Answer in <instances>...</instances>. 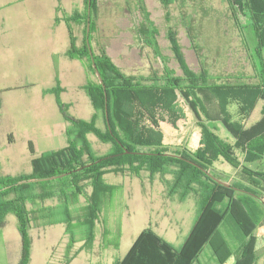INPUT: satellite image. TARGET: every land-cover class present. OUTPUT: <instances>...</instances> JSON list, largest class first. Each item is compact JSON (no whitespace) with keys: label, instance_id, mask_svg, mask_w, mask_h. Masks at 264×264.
Wrapping results in <instances>:
<instances>
[{"label":"trees","instance_id":"obj_1","mask_svg":"<svg viewBox=\"0 0 264 264\" xmlns=\"http://www.w3.org/2000/svg\"><path fill=\"white\" fill-rule=\"evenodd\" d=\"M97 1L84 0V12L74 11L68 17V20L83 24L84 38L78 47L70 32L67 51L70 57L82 60L86 66L84 90L91 100L94 113L87 120L71 116L67 112L68 105L58 96L60 89L57 86L51 88L49 92L54 94L60 114L67 123V145L35 157L32 172L28 175L0 178V188L10 185L0 190V226L4 225L3 218L8 213L17 219L21 237L18 264L28 262V232L31 228L61 223L69 237L68 250L79 236L84 241L83 247H89L94 240L104 202L121 188V184L106 181L105 175L110 173L140 181L144 173L149 180L162 178L172 198L182 201L192 196L198 204L194 224L180 247H174L154 230L145 228L128 252L114 264H192L206 244L211 246L222 263L232 253L228 241L218 232L224 217L230 215L242 234L249 233L235 210L236 199L254 224L260 222L256 205H264V197L253 187L236 182H228L229 186H224L212 178L220 179L210 170L211 163L222 158L233 168H241L244 174L250 176L252 171L234 157L233 147L244 153L245 161L256 160L264 153V0H241V5H237L252 29L256 83H207L212 74L202 68L198 76L194 75L182 61L181 49L174 35L167 32L165 36L169 38L170 51L181 70V74L177 73L162 52L158 43L159 31L154 28L148 15H143L132 32H136L138 42L150 47L154 60L160 62L161 67H155V62H151L146 73L129 74L123 71L111 60L105 44L96 48L91 43L92 18L97 13ZM141 1L137 4L143 13ZM159 1L168 5L176 0ZM225 1L231 5L232 16L238 25L232 6L234 1ZM57 19L56 16L55 21ZM87 25L90 47L86 41ZM179 97L188 103L197 118L202 116L208 121L220 120L234 144L221 139L205 121L198 123L201 140L204 141L202 146L194 151L185 147L173 152L166 150L159 122L175 124ZM205 99L216 100L219 115L224 114L223 117H213ZM231 101H236L240 118L248 117L257 102L261 101L262 117L254 125L244 128L241 120L231 121L228 117L226 107ZM89 134L108 146L104 153L96 154L93 151ZM29 149L33 152L30 142ZM65 172L70 173L53 179L35 180ZM257 174L264 180V169ZM24 180L34 181L19 183ZM80 198H83V202ZM108 234L109 230L104 229V235ZM252 240L251 237L241 245L240 258L233 264L253 263ZM77 252L75 250L63 264H68Z\"/></svg>","mask_w":264,"mask_h":264},{"label":"rangeland","instance_id":"obj_2","mask_svg":"<svg viewBox=\"0 0 264 264\" xmlns=\"http://www.w3.org/2000/svg\"><path fill=\"white\" fill-rule=\"evenodd\" d=\"M49 1L26 0L21 3L20 0H0V178L28 175L32 172V160L35 157L65 146L60 145L58 137L52 136L48 140L44 136L46 129L50 132L55 127L47 117L41 93H49L51 88L57 86L60 89L58 96L63 103L69 98L77 97L73 105L66 103L67 112L71 116L87 120L94 111L84 87L73 90L69 89L71 85L68 84L61 91L62 86L57 82L53 85L48 82L50 66L47 54L50 44L36 45L32 37L23 32L42 29ZM233 1L239 26L232 16L231 5L225 0H186L168 5L160 4L157 0L151 3L148 1L147 4L143 3V13L138 9L137 0H98L97 13L92 18L91 43L96 48L105 44L111 60L127 72L128 66L140 64V52L127 50L123 55L122 51L133 43L132 29L138 25L143 15H148L154 28L159 31V46L170 61L169 65L177 73L181 74V70L170 51L169 38L165 36L167 32L174 35L173 38L181 49L182 61L194 75L198 76L202 68L212 74L206 80L207 83H256L258 78L252 51V29L237 6L241 5V0ZM75 2L78 4L79 1ZM81 27L84 30L83 24ZM119 33L122 34L116 38ZM83 38L84 34L82 41ZM152 62H155V67H161L160 62ZM205 102L213 117H223L224 114L219 115L216 100L205 99ZM261 107L262 102L258 101L248 117L240 118L236 101H231L226 111L231 121L241 120L244 128H249L262 117ZM177 113L174 125L166 121L159 122L166 150L173 152L185 147L194 151L204 144L198 123L208 120L202 116L197 118L188 103L180 97ZM208 123L221 139L234 144L220 120ZM8 132H12L14 136L15 141L12 143L8 140ZM26 138L31 139L33 152L30 151ZM88 139L96 154L107 150L108 146L101 144L94 135L89 134ZM232 151L234 157L252 171L251 175L244 174L241 168H233L222 158L211 163V172L226 183L251 186L263 196L264 180L257 173L264 169V153L256 160L245 161L240 149L233 147ZM167 177L170 178L169 175ZM105 179L110 183L121 184V188L104 202L92 244L84 248V241L79 236L68 250L69 237L61 223L45 228H31L28 232L30 243L27 264H63L75 250H78L77 258L75 255L68 264H114L128 252L138 234L145 228L154 230L174 247L183 244L194 224L198 208L192 196L182 201L172 198L168 194L169 187L163 183L162 178L149 180L145 173L142 181L111 173L106 174ZM80 200L83 202V198ZM256 206L260 212L258 224L252 222L236 199L235 210L249 231L247 235L242 234L230 215L224 217L218 226L232 252L224 262L220 263L211 246L206 244L192 264H233L240 258L241 245L251 237V250L255 257L252 264H264V205ZM3 220L4 225L0 226V264H18L21 237L17 219L12 213H8ZM104 229L109 230L108 235H104Z\"/></svg>","mask_w":264,"mask_h":264},{"label":"crops","instance_id":"obj_3","mask_svg":"<svg viewBox=\"0 0 264 264\" xmlns=\"http://www.w3.org/2000/svg\"><path fill=\"white\" fill-rule=\"evenodd\" d=\"M20 1L21 3H23L26 0H20ZM75 1L76 0H74V2L69 0H50L47 5L48 12L43 20L42 29L35 28V29H29L23 31L25 35L32 37L33 43L36 45L44 46L46 44H50V48L47 54L50 70L48 72L47 78H48V82L51 83L52 85L57 82L59 86H62L61 91H64L63 88H65L66 87L65 85L68 84L71 85L69 86V89H73V90L82 89L87 80V71L84 62L78 58L70 57L67 54L68 48L70 46V32L74 38V43L76 46L79 47L83 43L82 37L84 33L81 27V23H79L78 21H71L72 22L71 23L68 20V17L72 12L78 11L79 13L82 14L85 10L84 0H78L79 1L78 4ZM148 1L149 3L156 2V0L155 1L143 0L141 1V3L147 4ZM175 2H181V0H176L171 4H174ZM56 16L58 17L57 21H55ZM128 28L130 29V27ZM120 34L122 33L116 34V38ZM131 36L133 37V43L129 44V46H127V48L122 51L123 55L127 52V50L128 51L136 50L137 52H140L139 57L141 61L140 64L135 63L131 67L128 66L129 70L127 71V73L129 74L146 73L150 67L152 60H154V57L151 54V49L150 47L145 46L143 44L141 45V43L138 42L136 32H132ZM41 98L44 99L45 101L47 115H48L47 117L50 118V120L53 122V125L55 127V129H52L50 132L47 131V129L43 132L45 138L49 140L52 139V136L58 137L60 145L66 146L67 136L65 131H66L67 123L60 114L54 94L50 92L46 94L41 93ZM66 101L68 105H73L74 103H76L77 97L69 98ZM74 117L79 119H85L83 117L82 118L77 116ZM38 118H40V116H38ZM7 137L8 140L11 141V143L15 141L12 132H8ZM26 141L28 143L31 141V139L26 138ZM196 205L197 202H195V206ZM197 214H198V208L195 212L194 220ZM218 232L220 231L218 230ZM75 258H77V254Z\"/></svg>","mask_w":264,"mask_h":264},{"label":"water","instance_id":"obj_4","mask_svg":"<svg viewBox=\"0 0 264 264\" xmlns=\"http://www.w3.org/2000/svg\"><path fill=\"white\" fill-rule=\"evenodd\" d=\"M89 28V25H87V38H86V41H87V45L90 47V44H89V40H88V29ZM106 118H107V112H106ZM79 169V168H78ZM70 172H65V173H62L60 175H56V176H51V177H48V178H41V179H35V180H45V179H53V178H56V177H60V176H63V175H66ZM213 179H215L218 183H221L223 184L224 186H229L228 183L226 182H222L221 180H219L218 178H215L214 176H212ZM29 181H34V180H24V181H20L19 183H22V182H29ZM19 183H15V184H19ZM10 187V185H6V186H3L0 188V190H4L6 188ZM260 199V198H259ZM261 200V199H260ZM262 201V200H261Z\"/></svg>","mask_w":264,"mask_h":264},{"label":"built area","instance_id":"obj_5","mask_svg":"<svg viewBox=\"0 0 264 264\" xmlns=\"http://www.w3.org/2000/svg\"><path fill=\"white\" fill-rule=\"evenodd\" d=\"M262 194H263V196H264V190L262 191Z\"/></svg>","mask_w":264,"mask_h":264}]
</instances>
